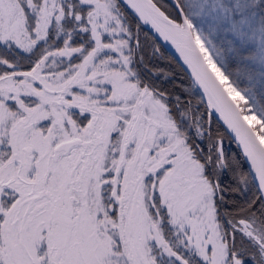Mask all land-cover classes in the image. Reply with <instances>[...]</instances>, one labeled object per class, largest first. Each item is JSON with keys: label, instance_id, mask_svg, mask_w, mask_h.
<instances>
[{"label": "snow or ice", "instance_id": "snow-or-ice-1", "mask_svg": "<svg viewBox=\"0 0 264 264\" xmlns=\"http://www.w3.org/2000/svg\"><path fill=\"white\" fill-rule=\"evenodd\" d=\"M0 264H264V0H0Z\"/></svg>", "mask_w": 264, "mask_h": 264}, {"label": "water", "instance_id": "water-1", "mask_svg": "<svg viewBox=\"0 0 264 264\" xmlns=\"http://www.w3.org/2000/svg\"><path fill=\"white\" fill-rule=\"evenodd\" d=\"M170 51H174V50H171V49H170Z\"/></svg>", "mask_w": 264, "mask_h": 264}]
</instances>
